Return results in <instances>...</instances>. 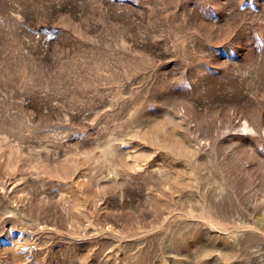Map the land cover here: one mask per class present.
Here are the masks:
<instances>
[{
	"label": "rangeland",
	"instance_id": "rangeland-1",
	"mask_svg": "<svg viewBox=\"0 0 264 264\" xmlns=\"http://www.w3.org/2000/svg\"><path fill=\"white\" fill-rule=\"evenodd\" d=\"M0 264H264V0H0Z\"/></svg>",
	"mask_w": 264,
	"mask_h": 264
}]
</instances>
